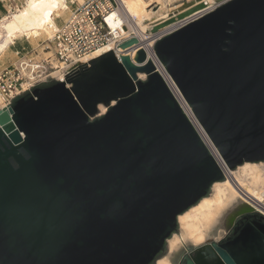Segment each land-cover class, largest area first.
<instances>
[{
  "label": "water",
  "instance_id": "obj_1",
  "mask_svg": "<svg viewBox=\"0 0 264 264\" xmlns=\"http://www.w3.org/2000/svg\"><path fill=\"white\" fill-rule=\"evenodd\" d=\"M216 1L150 32L182 23L154 54L235 170L264 162V0ZM224 179L144 50L107 51L0 109V264H157ZM188 249L183 264H264V227Z\"/></svg>",
  "mask_w": 264,
  "mask_h": 264
},
{
  "label": "built area",
  "instance_id": "obj_2",
  "mask_svg": "<svg viewBox=\"0 0 264 264\" xmlns=\"http://www.w3.org/2000/svg\"><path fill=\"white\" fill-rule=\"evenodd\" d=\"M25 1L0 0V9L2 10L0 17L3 14L16 11L23 6ZM181 1L183 0L176 3ZM68 5L70 6L69 18L48 39L50 44L48 49L51 50L52 56L37 59L38 54L32 55L33 53L27 52L17 65H11L0 71V109L9 106L14 99L31 91L41 83L51 80L64 81L68 72L79 64L88 65L92 54L104 47H109L108 51H113L118 60L123 54L129 55L133 59L136 52L143 49L225 176L227 166L153 51V45L160 37L181 26L182 23H174L178 25L168 31H163L168 27L166 26L156 33H151L149 29L159 22L156 21L149 29L138 33L131 29L130 24L134 23L135 19L128 13L124 0H82V2L69 0ZM156 8L158 7L154 3L152 10L156 11ZM200 12L193 13L185 20H192L200 16L202 14ZM133 37L138 41L136 45L126 49L120 48L124 41ZM16 53L19 54V52ZM54 62H58L62 67L55 66ZM55 70H60L61 75L54 76ZM244 203L264 218L260 209L248 202L244 201Z\"/></svg>",
  "mask_w": 264,
  "mask_h": 264
},
{
  "label": "bare ground",
  "instance_id": "obj_3",
  "mask_svg": "<svg viewBox=\"0 0 264 264\" xmlns=\"http://www.w3.org/2000/svg\"><path fill=\"white\" fill-rule=\"evenodd\" d=\"M68 1L26 0L23 6L16 11L3 14L0 17V58L10 48V45H15V40L18 38L24 37L29 40L32 47L37 45L39 39L45 41L50 39L53 32L70 16ZM77 1L82 2V0ZM177 1L179 0H124L128 13L135 19V22L130 24L131 29L140 33L149 29L154 22L165 19L169 12L179 13L196 3L205 2L207 6L200 12L204 13L213 9L218 2L216 0H183L186 1V4L183 5V1L175 4ZM154 3L158 7L156 11L150 8ZM177 25H170L163 31L171 30ZM49 46L50 44H46L43 49H48ZM109 49V47H104L96 51L92 54V58ZM54 65L62 67L58 62H54ZM53 75H61L60 70H55ZM140 77H144L143 74ZM105 110V107L100 106L101 113H104ZM242 181L257 187L258 193L254 201L257 203V208L264 214L262 205V201L264 202V162H247L235 170L225 169V179L213 184L209 196L204 197L179 216L180 232L173 234L168 240L169 251H175L179 247L178 245L185 241L197 245L205 240L208 231L226 208L244 196L239 186ZM157 264H171V262L169 258L163 257L158 260Z\"/></svg>",
  "mask_w": 264,
  "mask_h": 264
},
{
  "label": "rangeland",
  "instance_id": "obj_4",
  "mask_svg": "<svg viewBox=\"0 0 264 264\" xmlns=\"http://www.w3.org/2000/svg\"><path fill=\"white\" fill-rule=\"evenodd\" d=\"M175 4H177V3H175ZM151 8H152V6H151ZM155 10H157V8ZM1 13H2V10L0 9V14ZM58 23L60 24L61 20L58 21ZM15 42H16L15 45H10V48L6 51L7 53L5 52L1 56V58H0V71L6 67L11 66V65H17L22 60L23 56L26 55L27 52H29L31 54L33 53L32 55H34L35 53L38 54L39 56L36 57L37 59L39 57L52 56L51 50L43 49L44 45L49 44L48 40H46V41L44 39L37 40V45L35 47H32V45L29 43V40H26L24 37L16 39ZM16 52H19V54H17ZM45 52H49V53H45ZM239 186H240L244 196L241 198H238L230 207L226 208V210L219 216L216 223L208 231V234H207L205 239H207V238H219L222 235V233L225 231V227H224L225 218L232 211L233 206L237 202H240V201L244 202L245 201V202L250 203L251 205H253L256 208L258 207L257 203L254 201V199L256 198V195L258 193L257 187L251 186L246 181H242L239 184ZM262 205L264 207L263 201H262ZM179 232H180V228H179L177 233L179 234ZM188 245H191V243L188 241H185V242L179 244L178 245L179 247H177V249H179L182 246H188ZM169 250L170 249L167 245L166 258H168V256H169V252H170Z\"/></svg>",
  "mask_w": 264,
  "mask_h": 264
},
{
  "label": "flooded vegetation",
  "instance_id": "obj_5",
  "mask_svg": "<svg viewBox=\"0 0 264 264\" xmlns=\"http://www.w3.org/2000/svg\"><path fill=\"white\" fill-rule=\"evenodd\" d=\"M246 204L242 201L237 202L234 206L232 211L227 215L224 222L225 231L219 238H207L203 240L201 243L197 245H188L182 246L175 251L169 252V261L172 264H183V256L189 254L191 249L189 250V246H205V245H212L217 244L218 246L226 245L231 242L235 236L242 230V229H251V227L261 228L264 227V219L261 217L260 214L257 212H246ZM184 250H187L186 253H183ZM166 252L157 259H162L166 257Z\"/></svg>",
  "mask_w": 264,
  "mask_h": 264
}]
</instances>
